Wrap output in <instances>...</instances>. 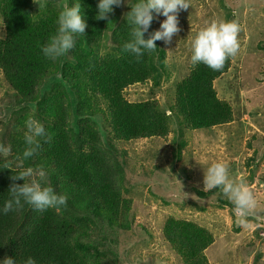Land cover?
Here are the masks:
<instances>
[{"label": "trees", "instance_id": "16d2710c", "mask_svg": "<svg viewBox=\"0 0 264 264\" xmlns=\"http://www.w3.org/2000/svg\"><path fill=\"white\" fill-rule=\"evenodd\" d=\"M41 2L45 6L39 8L34 0H0V75L9 88L10 105L18 107L0 128V151L6 152L5 158L0 155V207L11 199L12 174L28 167H44L46 186L65 195L67 204L59 212L52 208L38 212L24 204L0 213V259L12 256L17 264H25L29 257L36 264H118L114 237L129 227L126 221L139 196L145 195L148 201H140L152 205L144 187L150 183L151 190L168 192L164 180L173 179L164 167L151 168L145 161L129 165L125 144L139 139L161 142L175 131L173 150L165 156H171L174 171H187L191 177L192 170L184 165L192 159L189 130L210 131L232 121L233 107L220 97L215 82L229 73L238 54L219 71L191 64L180 80H173L175 99L165 106L156 99L133 101L125 94L130 86L148 80L155 88L161 86L167 51L156 41L157 48L137 60L123 50L131 38V25L120 9L115 7L108 19L97 20L98 0H80L87 32L76 34L73 49L49 60L41 48L55 34L59 12L77 0ZM154 18L155 12L146 39L160 29L154 27ZM253 22L264 27L263 18ZM252 56L258 60V54ZM248 85L251 88L252 83ZM30 117L42 123L46 134L35 154L24 159L25 121ZM250 161L254 158L247 164ZM136 174L145 186L131 191ZM254 179L252 170L246 179L236 181L250 188ZM210 194H218L217 202L234 212L222 190ZM161 235L183 264H210L206 251L216 237L199 222L169 214Z\"/></svg>", "mask_w": 264, "mask_h": 264}, {"label": "rangeland", "instance_id": "374dc122", "mask_svg": "<svg viewBox=\"0 0 264 264\" xmlns=\"http://www.w3.org/2000/svg\"><path fill=\"white\" fill-rule=\"evenodd\" d=\"M134 1L129 0V3L116 7V10L120 9L122 18L127 17L131 11L130 3ZM189 3L188 9H182L184 16L180 11L178 13L181 32L174 34L170 43L157 40L158 45L167 51L168 66L164 73L170 75L163 73L160 87H153L152 81L148 80L130 86L125 94L133 101L156 99L161 107L174 101L177 83L173 80H180L184 72L190 70L191 42L197 33L212 21H235L239 27L243 26L238 34L242 49L232 60L229 73L215 82L220 97H227L233 106L234 120L210 131H193L189 137L194 142L192 159L184 162L187 170H192L191 177L187 171L178 168L174 171L175 163H172L171 156H165L171 154L172 137L177 138V132L173 131L167 140L161 142L139 139L125 144L129 165L145 161L151 168L164 167L173 179L168 183V178H165L166 192V189L151 190L150 183L145 186L144 179L135 175L131 191L144 185L145 194L153 200L152 205H147L140 201H148L147 197L139 196L126 221L129 227L114 237L116 242L113 245L120 258L118 264H183L181 257L161 235L164 219L169 214L195 220L213 232L215 242L206 251L210 264H264V118L259 119L260 115L264 116V27L253 22L264 19V13L256 7L264 9V0H189ZM164 19L166 17L155 13L154 27H160ZM2 26L0 22V29ZM252 54H258L257 61ZM6 86L0 75V128L9 122V113L18 109L10 105L12 98ZM184 152L189 157V152ZM0 155L6 157L4 149ZM250 158L254 161L247 164ZM197 160L205 166L215 162L226 163L229 176L235 181L246 179L254 171L255 179L250 188L257 205L253 214L244 217L246 226L241 227L238 223L240 218L217 202L218 194H210L213 190H202L204 166ZM256 211L259 213L255 214ZM259 228H262L260 232Z\"/></svg>", "mask_w": 264, "mask_h": 264}, {"label": "clouds", "instance_id": "9594fccd", "mask_svg": "<svg viewBox=\"0 0 264 264\" xmlns=\"http://www.w3.org/2000/svg\"><path fill=\"white\" fill-rule=\"evenodd\" d=\"M34 2L39 5V8L45 6L41 0H34ZM125 2L129 3V0H98L96 19H108L114 8L122 6ZM130 4L131 11L127 13V20L131 25V38L123 45V50L135 56L137 60L141 59L145 53L154 51L157 48V40H163L165 43L172 41L174 34L180 31L178 13L182 9H188L190 5L189 0H136L135 3ZM256 7L264 13L263 8ZM82 9L80 0H77L71 7L65 6L59 12L57 30L41 48L43 55L49 60L55 61L73 49L76 34L87 32L85 30L87 20ZM154 12L163 15L166 19L161 23L160 29L146 39L145 33L150 28ZM240 27L243 28L242 25ZM240 27L235 21L219 20L210 22L200 30L191 42L190 62L192 66L203 64L214 71L221 70L225 62L239 54L242 49L238 40ZM222 99L228 101L227 97ZM25 128L23 140L26 148L23 158L27 159L35 154L36 148L39 147V139L45 136L46 131L40 121L31 117L25 121ZM190 131L189 133H193L194 130ZM198 162L204 166L202 190L204 192L214 189L222 190L223 195L234 205V214L240 218L238 223L241 227L246 226L244 217L251 213L257 205L253 192L245 183L230 178L229 167L226 163L215 162L205 166L202 162ZM47 176L48 172L44 167L36 169L28 167L16 175L12 174L13 184L9 188L11 199L0 207V213L7 214L15 211L24 204L30 205L38 212H44L50 208L59 212L63 206H66L67 197L58 194L52 187L46 186ZM20 179L25 182L15 183ZM0 264H17V262L12 256H5L0 259ZM25 264H36V262L29 257Z\"/></svg>", "mask_w": 264, "mask_h": 264}]
</instances>
